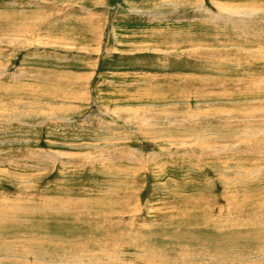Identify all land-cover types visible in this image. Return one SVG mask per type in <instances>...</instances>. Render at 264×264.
I'll return each mask as SVG.
<instances>
[{"label": "rangeland", "instance_id": "obj_1", "mask_svg": "<svg viewBox=\"0 0 264 264\" xmlns=\"http://www.w3.org/2000/svg\"><path fill=\"white\" fill-rule=\"evenodd\" d=\"M147 260L264 264V0H0V264Z\"/></svg>", "mask_w": 264, "mask_h": 264}, {"label": "bare ground", "instance_id": "obj_2", "mask_svg": "<svg viewBox=\"0 0 264 264\" xmlns=\"http://www.w3.org/2000/svg\"><path fill=\"white\" fill-rule=\"evenodd\" d=\"M236 11H237V10H236ZM244 12H245V11H244ZM229 13H230V12H229ZM231 13H232V12H231ZM232 15H233V14H232ZM170 222H171V221H170ZM172 222H173V221H172ZM145 235H146V234H145ZM173 246H174V245H173ZM151 249H152V248H151ZM147 250H148V249H147ZM152 251H153V250H152ZM187 251H188V250H187ZM148 252H149V251H147V253H148ZM150 253H151V252H150ZM181 254H182V253H181ZM187 255H188V254H187ZM155 256H156V255H155ZM155 256H154V257H155ZM188 256H189V255H188ZM143 257H144V256H143ZM157 257H158V256H156V258H157ZM159 257H160V256H159ZM160 258H161V257H160ZM160 258H158V259H160ZM152 259H154V258L152 257ZM156 261H157V260H156ZM156 261H155V262H156ZM158 261H159V260H158ZM162 261H163V259H162ZM181 261H182V260H181ZM181 261L179 260V262H180L181 264H183ZM146 262H147V264H151L150 261H148V260H147ZM162 263H163V262H162ZM176 264H177V263H176Z\"/></svg>", "mask_w": 264, "mask_h": 264}]
</instances>
